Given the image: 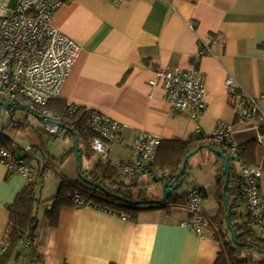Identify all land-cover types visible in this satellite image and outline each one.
<instances>
[{"label": "crops", "instance_id": "0c3cea01", "mask_svg": "<svg viewBox=\"0 0 264 264\" xmlns=\"http://www.w3.org/2000/svg\"><path fill=\"white\" fill-rule=\"evenodd\" d=\"M51 23L81 47L58 99L103 112L123 126L109 160H129L136 132L142 129L161 136L162 142L189 140L211 136L223 120L232 124L238 145L257 140L255 122L238 116L237 97L229 93L226 78L232 74L244 94L264 93V0H68ZM192 67L203 73L207 90L206 106L195 117L173 109L164 89L148 83L160 68ZM5 135L15 143L11 131ZM81 149L83 159L86 146ZM92 154L98 159L88 170L101 160ZM263 156L258 145L255 165L260 166ZM39 167L33 165L35 174ZM78 178L64 177L63 182ZM28 181L23 174H9L0 162V245L9 207ZM61 186L46 202L45 187L38 194L45 210L43 217L39 209L34 242L25 246L32 255H20L15 264H217L223 256L214 228L202 237L183 224L191 218L186 192L180 191L184 204L141 210L132 219L71 203L52 227L46 211ZM203 209L219 226L214 220L219 203L208 210L203 201Z\"/></svg>", "mask_w": 264, "mask_h": 264}, {"label": "built area", "instance_id": "2783aa9c", "mask_svg": "<svg viewBox=\"0 0 264 264\" xmlns=\"http://www.w3.org/2000/svg\"><path fill=\"white\" fill-rule=\"evenodd\" d=\"M68 0H15L9 6L7 0H0V100L7 101L10 110L25 109L41 117L45 132L56 135L63 129L60 115L49 110L48 104L58 99L67 78L79 56V43L52 26L55 11ZM117 4L124 0H110ZM150 86L163 88L165 100L178 111H189L195 117L206 106L207 90L203 73L196 67L189 69L156 70L148 81ZM226 85L230 94L237 97V114L240 118L255 122L261 139L260 126L264 123V93L252 96L238 89L236 78L229 74ZM67 116H73L81 106L68 103ZM88 110L87 127L96 136L89 141V148L104 163H109L123 176H145L149 180L171 182L170 170L157 166L162 137L146 130H138L132 143L130 159L123 162L109 160L112 145L122 132V124L103 112ZM200 132V126H197ZM212 139L222 146L241 184L240 213L243 214L250 228L260 237H264V192L261 166L245 163L239 153V147L233 136V126L218 120ZM3 120H0V162L9 174L20 173L29 179L35 176L32 161L35 155L25 150L18 153L16 143L8 146ZM261 143V142H260ZM39 166L45 161L37 160ZM76 205L106 210L86 202L81 194L73 196ZM204 192L200 186H193L186 193L185 206L190 212V219L183 222L200 236L207 229L220 232L210 215L203 209ZM110 212V211H109ZM124 216V215H123ZM126 217V216H124ZM5 243L0 245V255L5 250ZM27 247L31 242L27 241Z\"/></svg>", "mask_w": 264, "mask_h": 264}, {"label": "trees", "instance_id": "16d2710c", "mask_svg": "<svg viewBox=\"0 0 264 264\" xmlns=\"http://www.w3.org/2000/svg\"><path fill=\"white\" fill-rule=\"evenodd\" d=\"M48 108L60 115L63 120V129L58 134L52 135L48 133L51 138L55 139L61 132L64 131L66 132V136L73 140H75V137H78L80 148L82 144H84L87 150L86 153L92 154L89 148V141L91 138L96 136V133L87 127V108L82 106L79 107L76 109L75 114L70 117L67 116L70 109L69 105L63 100H52L48 104ZM14 111L15 110H10L12 116L11 121L6 124L3 123L4 131L26 129V122L15 118L13 116L15 113ZM259 131L260 134L264 136V124L260 126ZM7 137L8 136L6 135V138H3V142L12 147V139L8 137V140ZM259 144V140L255 139L248 141L244 145H238L240 157L245 163L255 165L256 151ZM206 145L222 150V146L215 142L212 139V136H207L206 138H191L189 140H163L159 148L156 164L161 168L170 170V181L172 182L179 173L186 156L193 150ZM81 151L83 150L81 149ZM201 151H204V149L199 152ZM70 152L75 153V148ZM216 156L218 157V161L216 162L218 165L217 197L220 210L219 214L214 217V220L219 224V228L222 233L220 234L222 236H220L219 232L215 236L217 240L223 242L224 246L222 252L223 256L221 255L217 264L255 263L257 261H255L252 253L253 251L264 252V238L253 232L243 214L240 213L242 191L241 184L232 166L230 167L231 178L227 188V200L228 205L231 208V223L234 231L237 233L238 244H235L233 240L224 239L225 233L223 232L226 231L227 233H230L226 220L227 207L222 196L225 174L223 173L222 159L217 154ZM64 159L65 156L62 157V160ZM56 160V157L44 154L45 165L39 167L35 176L29 179L28 183L21 189L14 202L10 205L9 223L4 241L6 246L4 252L0 255V264H15V259L21 255L19 252L20 246H26L27 241H30L31 245L34 242L39 227L38 213L41 204V200L38 197V187L41 183L42 187H44V180L51 171V167H53ZM188 167L189 162L186 167V172L180 180L181 185L188 175ZM82 173L93 182L100 183L102 188L85 182L80 177L76 180H65L68 184H66L65 181L63 182L58 195L52 199L54 200V203L51 209L46 211V217L50 226L56 227L58 225L61 209L65 205H69L71 203L75 204L73 199L75 193L81 194L84 200L89 202L91 205L105 208L110 212L124 215L131 219L136 218L137 214L141 210L155 208L157 206L164 208L170 206L171 204H184L185 202L184 193H180L176 190L164 203L159 205L144 203L145 200L150 199L147 195L149 187L154 182L159 180L147 179L148 181L137 182L134 179L136 176H123L109 163L106 164L102 160L98 161L94 168L90 170L83 171L82 169ZM129 177H132V182L130 183L126 181ZM162 182L164 183L165 181L162 180ZM202 189L205 199V189ZM136 201L143 202L141 204H135L134 202Z\"/></svg>", "mask_w": 264, "mask_h": 264}, {"label": "rangeland", "instance_id": "374dc122", "mask_svg": "<svg viewBox=\"0 0 264 264\" xmlns=\"http://www.w3.org/2000/svg\"><path fill=\"white\" fill-rule=\"evenodd\" d=\"M7 4L9 6H14L15 0H7ZM15 118L25 121L27 124L26 129H15L11 130V134L13 135V139L15 143L18 145L17 150L20 155H24L25 150L31 151L35 158L32 161L35 167H38V161L44 159V154L52 155L56 157V162L53 167H51V171L47 175L44 180L45 190L43 191V198L46 200L52 195L57 193V189L59 185L63 183L64 177H80L79 174V162L75 153L70 152L75 148V140H72L70 137L66 136V132H61L58 137L52 139L51 136L44 131L43 121L34 113L25 109H17ZM12 119L11 115H6V109L0 105V120H4L6 123L10 122ZM41 128V129H40ZM40 129V130H39ZM256 131L253 132V135L259 139L260 135L256 128H253ZM234 139H236V134L233 130ZM237 140V139H236ZM259 147L262 151H264V138L260 140ZM83 148L84 145L82 144ZM65 156V159L62 160V157ZM98 157L93 154H84L83 157V171L88 170L93 163L97 161ZM218 161V157L216 154L209 150H204L198 152L194 156L190 158L189 167H188V175L186 176L183 184L178 189V191L189 192L193 186H202L205 187L207 191V197L204 199L205 207L210 210L215 207L218 202L217 197V173H218V165L216 162ZM220 164V163H219ZM260 166L264 171V156L261 159ZM145 176H141L138 178V181L142 182L146 180ZM66 184L68 182L65 181ZM66 186V185H65ZM68 186V185H67ZM42 187V183L38 187V194L40 193ZM262 191L264 192V174L262 179ZM148 197L150 199H156L155 197L162 198L164 196V188L163 182L157 181L154 182L148 189ZM41 195V194H40ZM44 203V202H43ZM220 208V206H219ZM41 215L44 217L45 206L39 207ZM220 210V209H219ZM44 219V218H43ZM41 217V221L43 220ZM228 227V226H227ZM229 230V228H228ZM230 231V230H229ZM224 233V232H223ZM264 238V237H263ZM225 240H233L232 233L225 231ZM223 244V242H222ZM224 247V246H223ZM19 252L21 256L30 257L32 255L31 248H25L24 245L20 246ZM255 263L248 264H264V252L253 251L252 253ZM18 259V258H17ZM16 261V259H15Z\"/></svg>", "mask_w": 264, "mask_h": 264}, {"label": "water", "instance_id": "95a60500", "mask_svg": "<svg viewBox=\"0 0 264 264\" xmlns=\"http://www.w3.org/2000/svg\"><path fill=\"white\" fill-rule=\"evenodd\" d=\"M0 105L3 106L5 109L9 108V103L7 101L4 100H0ZM41 119V117H40ZM202 149H208L211 152L217 154L218 156H220V158L222 159V164H223V173L225 174V182H224V188H223V192H222V196H223V200L224 203L227 207V226L229 228V230L231 231L232 235H233V241L235 244H238L237 241V233L234 231L233 227H232V223H231V208L228 205V200H227V188L229 186V182H230V178H231V168H230V164H229V160L228 157L226 156V154L224 153L223 150H219L213 147H210L209 145L206 146H201L195 150H193L190 154H188L182 164V167L179 171V173L177 174L176 178L172 181V182H168L165 181L163 183V188H164V196L162 198L159 199H149V200H145L144 203L149 204H161L164 203L168 200V198L174 193V191L178 190L179 187L181 186V178L182 176L185 174L186 172V167L188 165V162L190 160V158L192 156H194L195 154H197L200 150ZM75 154L77 156L78 162H79V174H80V178L85 181L88 182L90 184H93L97 187L102 188L100 183L97 182H93L91 179L87 178L83 173H82V168H83V159H82V151L81 148L79 146V138L75 137ZM118 197V196H117ZM143 201H136L134 202L135 204H141Z\"/></svg>", "mask_w": 264, "mask_h": 264}]
</instances>
